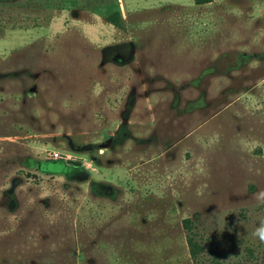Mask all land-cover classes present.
<instances>
[{
    "label": "rangeland",
    "instance_id": "obj_1",
    "mask_svg": "<svg viewBox=\"0 0 264 264\" xmlns=\"http://www.w3.org/2000/svg\"><path fill=\"white\" fill-rule=\"evenodd\" d=\"M186 219L264 264V0H0V264H196Z\"/></svg>",
    "mask_w": 264,
    "mask_h": 264
},
{
    "label": "trees",
    "instance_id": "obj_2",
    "mask_svg": "<svg viewBox=\"0 0 264 264\" xmlns=\"http://www.w3.org/2000/svg\"><path fill=\"white\" fill-rule=\"evenodd\" d=\"M212 1L213 0H194V4L196 6H204L206 4L212 3ZM106 21L117 29L124 28V20L119 12L108 16L106 18ZM183 227L187 232L186 242L189 250V255L191 259L194 261V263L201 264L200 255L203 252V248L202 245L199 243V241L196 239V235L192 231L191 221L189 219L184 220ZM210 264H222V263L219 262V260L216 259L215 256H213V258L210 261ZM251 264H262V263L255 262Z\"/></svg>",
    "mask_w": 264,
    "mask_h": 264
},
{
    "label": "water",
    "instance_id": "obj_3",
    "mask_svg": "<svg viewBox=\"0 0 264 264\" xmlns=\"http://www.w3.org/2000/svg\"><path fill=\"white\" fill-rule=\"evenodd\" d=\"M40 169L43 171L57 172L60 168L55 163H42Z\"/></svg>",
    "mask_w": 264,
    "mask_h": 264
},
{
    "label": "clouds",
    "instance_id": "obj_4",
    "mask_svg": "<svg viewBox=\"0 0 264 264\" xmlns=\"http://www.w3.org/2000/svg\"><path fill=\"white\" fill-rule=\"evenodd\" d=\"M254 236L258 237L260 241L264 242V224L258 228L254 233Z\"/></svg>",
    "mask_w": 264,
    "mask_h": 264
},
{
    "label": "flooded vegetation",
    "instance_id": "obj_5",
    "mask_svg": "<svg viewBox=\"0 0 264 264\" xmlns=\"http://www.w3.org/2000/svg\"><path fill=\"white\" fill-rule=\"evenodd\" d=\"M126 48H121V52H119V54H117V56H116V58L118 59V61L119 60H125V59H127V57H129V56H127V53H125V51H127L128 49H126ZM128 52H129V50H128ZM130 54V53H129ZM131 55V54H130ZM124 56H126V57H124Z\"/></svg>",
    "mask_w": 264,
    "mask_h": 264
},
{
    "label": "built area",
    "instance_id": "obj_6",
    "mask_svg": "<svg viewBox=\"0 0 264 264\" xmlns=\"http://www.w3.org/2000/svg\"><path fill=\"white\" fill-rule=\"evenodd\" d=\"M55 155V158L57 157L58 158V155L54 154Z\"/></svg>",
    "mask_w": 264,
    "mask_h": 264
}]
</instances>
